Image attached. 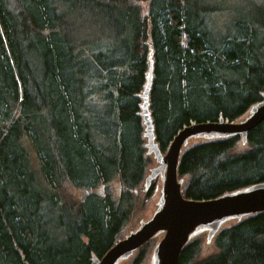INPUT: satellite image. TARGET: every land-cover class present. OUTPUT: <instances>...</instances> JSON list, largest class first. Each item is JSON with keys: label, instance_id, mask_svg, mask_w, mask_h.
Returning <instances> with one entry per match:
<instances>
[{"label": "trees", "instance_id": "trees-1", "mask_svg": "<svg viewBox=\"0 0 264 264\" xmlns=\"http://www.w3.org/2000/svg\"><path fill=\"white\" fill-rule=\"evenodd\" d=\"M151 45L163 152L184 126L236 121L261 99L264 0H0V264H93L140 219L135 190L154 165L140 114ZM247 142L190 143L184 196L264 182V121ZM77 188L89 193L68 198ZM205 236L180 264H264V212L224 226L201 259Z\"/></svg>", "mask_w": 264, "mask_h": 264}, {"label": "water", "instance_id": "water-1", "mask_svg": "<svg viewBox=\"0 0 264 264\" xmlns=\"http://www.w3.org/2000/svg\"><path fill=\"white\" fill-rule=\"evenodd\" d=\"M149 70L143 92L140 114L148 141L147 153L153 155L157 165L151 166L143 184L135 193L147 191L158 178L157 207L149 218H140L137 228L130 229L100 258L93 256V264H120L130 259L147 242L157 239L152 250L153 264H180L186 245L201 233L205 243L213 242L215 235L227 224L264 212V182L224 193L218 197L196 200L183 194V180L178 167L185 148L194 141H210L241 136L242 144L248 141L250 131L264 121V92L236 121L220 117L218 121L192 122L174 136L166 152L156 141L151 112V89L154 79V48L151 45ZM160 187V189H159Z\"/></svg>", "mask_w": 264, "mask_h": 264}, {"label": "rangeland", "instance_id": "rangeland-1", "mask_svg": "<svg viewBox=\"0 0 264 264\" xmlns=\"http://www.w3.org/2000/svg\"><path fill=\"white\" fill-rule=\"evenodd\" d=\"M155 165H157V163H155ZM156 182H158V185H157V188L155 190V195L152 196L150 199L148 197L146 198L144 195L139 193L138 196H139L140 200H138V207H137V210L135 212L136 218L137 217L145 218V216L152 214L153 211L156 209L157 201L159 198L158 186L160 184V181L157 179ZM159 189H160V187H159ZM86 191H87L86 189L77 188V189H73V190L72 189L68 190L66 193L71 194V196H69L68 198H77V199L81 200L85 196ZM144 197H145V199H143ZM145 219H147V217ZM232 223H234V221L228 222L227 224H225V226L230 225ZM138 224H139V222L137 219V222L135 220L133 228H135ZM203 234H205V233H203ZM156 242H157L156 240H155V242H153L152 250H153ZM213 247L214 246H213L212 241L206 242L204 247H203V250H201V259L206 257L208 254H210L214 250ZM149 252H150V250L147 251V256H148ZM152 260H153V258H152V252H151V254L149 255L145 264H153ZM120 264H131V258L126 260V261L121 262Z\"/></svg>", "mask_w": 264, "mask_h": 264}, {"label": "bare ground", "instance_id": "bare-ground-1", "mask_svg": "<svg viewBox=\"0 0 264 264\" xmlns=\"http://www.w3.org/2000/svg\"><path fill=\"white\" fill-rule=\"evenodd\" d=\"M258 101H259V100H258ZM153 122H154V120H153ZM154 131H155V125H154ZM155 135H156V133H155ZM144 136H145V135H144ZM146 138H147V137H146ZM147 141H148V139H147ZM247 143H248V142H247ZM247 143H246V144H242V146H243V147H246V146H247ZM183 184H184V182H183ZM152 188H153V186H151L149 190L141 192V194L145 196L147 193H149V192L152 190ZM101 190L104 192V187H102ZM86 193H89V191L87 190ZM85 195H86V194H85ZM154 195H155V191L153 190V195H152V196H154ZM152 196H151V197H152ZM151 197H148V198L150 199ZM150 215H151V214L145 216V218H146V217H147V218L150 217ZM247 217H249V216H247ZM247 217H245V218H247ZM245 218H243L242 220H244ZM242 220H241V221H242ZM241 221H239V222H241ZM138 222H139V221H138ZM235 223H238V222H235ZM235 223H233V224H235ZM138 225H139V224H138ZM138 225H137L135 228H137ZM133 227H134V225H133ZM133 227H132V228H133ZM113 245H114V244H113ZM113 245H112V246H113ZM112 246H111V247H112ZM111 247H110V248H111ZM110 248H109V249H110ZM109 249H108V250H109ZM108 250H107V251H108ZM216 252H217V249H215L213 252H211V253L208 254V255L214 254V253H216ZM96 254H97V253L93 252V253H92V258H93V256L96 255ZM96 256H97V257H100V256H98V255H96ZM100 258H101V257H100ZM122 262H123V261H122Z\"/></svg>", "mask_w": 264, "mask_h": 264}]
</instances>
